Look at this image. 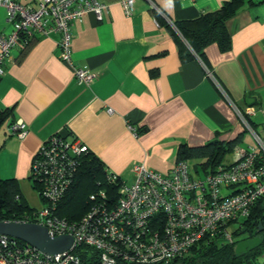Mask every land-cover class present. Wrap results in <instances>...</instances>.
Masks as SVG:
<instances>
[{
  "label": "crops",
  "instance_id": "0c3cea01",
  "mask_svg": "<svg viewBox=\"0 0 264 264\" xmlns=\"http://www.w3.org/2000/svg\"><path fill=\"white\" fill-rule=\"evenodd\" d=\"M17 1L37 9L41 0ZM101 1L109 4L101 20L89 12L72 26L73 63L96 74L91 84L81 83L60 59L58 32L36 34L29 45L19 42L5 64L1 179L30 180L33 158L54 134L87 145L108 172L129 183L135 163L170 173L181 145L240 137L237 146H256L241 114L263 134L264 0H244L228 25L231 49L223 52L217 43L206 47L209 67L191 52L176 23L230 0H136L130 16L120 3ZM12 28L1 8L0 33ZM182 47L190 57H184ZM249 108L254 114L248 115ZM17 120L26 124L23 139L9 130ZM129 126L143 132L137 135ZM228 156L227 164L234 161V152Z\"/></svg>",
  "mask_w": 264,
  "mask_h": 264
},
{
  "label": "built area",
  "instance_id": "2783aa9c",
  "mask_svg": "<svg viewBox=\"0 0 264 264\" xmlns=\"http://www.w3.org/2000/svg\"><path fill=\"white\" fill-rule=\"evenodd\" d=\"M114 1L128 16L135 11L136 0ZM152 5L163 14L156 4ZM108 6L101 0H41L35 9L17 0H0V9H6L13 25L10 33H0V77L19 42L36 34L58 32L60 59L71 65L81 83L91 84L96 74L73 63L72 26L89 12L101 20ZM247 113L254 114L253 108ZM241 115L256 146H237L232 163L203 177L196 175L187 161L177 162L168 174L135 163L131 169L133 181L119 182L115 196L105 191L91 195L89 211L77 221L59 216V205L73 184L79 158L89 148L54 134L40 147L31 166L32 180L41 186L44 207L5 221L43 225L53 237L71 235L74 245L66 252L48 254L0 234V264H88L82 257L83 247L95 250L99 264H169L189 255L206 239L218 237L234 243V231L245 227L253 207L264 198V129L260 134ZM129 127L138 135L136 127ZM9 130L19 139L27 135L23 120L12 123ZM110 174L116 182L119 176ZM16 198L20 201L21 195ZM234 224L238 228H233ZM79 249L82 252L78 253Z\"/></svg>",
  "mask_w": 264,
  "mask_h": 264
},
{
  "label": "trees",
  "instance_id": "16d2710c",
  "mask_svg": "<svg viewBox=\"0 0 264 264\" xmlns=\"http://www.w3.org/2000/svg\"><path fill=\"white\" fill-rule=\"evenodd\" d=\"M243 4L244 0H230L218 10L203 13L196 19L176 23L191 52L193 51L200 57L207 66L205 49L208 45L217 43L223 52L231 49L232 38L228 25L238 8ZM25 40L22 43L29 45L31 39L25 38ZM182 54L184 57L191 56L186 47H182ZM6 118L7 112L0 109V127L4 124ZM142 132L138 129V135ZM239 142H241L240 137L230 142L215 140L200 146L181 145L178 150L177 162L187 161L191 166L190 162L194 161L196 163L193 167L194 172L196 175L203 177L215 172L219 166L227 164L225 163L226 157L234 152ZM79 159L80 162L73 184L59 205V216L70 221L80 220L89 211L92 205L91 195L105 191L109 196H115L119 182L124 180L119 176L116 182H112L110 172L106 170L100 158L90 150ZM201 169H203V173ZM33 183L39 191L41 186L35 181ZM0 193L2 199V202H0V221L16 220L20 218L21 214H32L37 210L24 199L15 179L0 178ZM18 195H21L20 201L16 198ZM244 226L243 229L234 231L236 237L234 243L225 242L218 237L206 239L197 244L189 255L176 258L169 264H260L264 259V198L253 207L251 215L245 221ZM261 226L262 231H260ZM243 233H248L245 239L261 235L262 245L253 251L237 253L236 246L242 241H240L239 236ZM18 242L22 243L23 241L18 240ZM83 249L85 250L82 253L84 261L87 260L88 264H99L94 249L86 247H83ZM80 252L82 251L79 249L78 253Z\"/></svg>",
  "mask_w": 264,
  "mask_h": 264
},
{
  "label": "water",
  "instance_id": "95a60500",
  "mask_svg": "<svg viewBox=\"0 0 264 264\" xmlns=\"http://www.w3.org/2000/svg\"><path fill=\"white\" fill-rule=\"evenodd\" d=\"M0 202L1 193H0ZM262 226L260 231H262ZM0 234L7 235L12 239L21 240L38 248L48 254H59L68 251L74 245V238L71 235H60L53 237L47 227L32 223L18 221H0ZM263 243L261 237L244 239L236 246V252L253 251Z\"/></svg>",
  "mask_w": 264,
  "mask_h": 264
},
{
  "label": "rangeland",
  "instance_id": "374dc122",
  "mask_svg": "<svg viewBox=\"0 0 264 264\" xmlns=\"http://www.w3.org/2000/svg\"><path fill=\"white\" fill-rule=\"evenodd\" d=\"M3 131H4V128H3V130L1 132H3ZM250 136L254 140L253 135L250 134ZM254 142H255V140H254ZM230 157L231 156H228V160L231 159ZM190 164H191V167L193 169V167L195 166L196 163L194 161H191ZM4 167H5V165L2 164L0 166V169H3ZM201 170H202V173H203V169H201ZM19 184L23 188V190H25L26 197L28 199V202L31 205L36 206V209H38V210L44 207L45 204L42 201V198H41V196L39 194V191L34 187V183H33V180L31 178H30V180L29 179L25 180V181L23 180L22 182L19 181ZM238 226L239 225L234 224L233 228H238ZM247 236H248V233L240 234V236H239L240 241L245 239ZM244 264H248V263H244Z\"/></svg>",
  "mask_w": 264,
  "mask_h": 264
},
{
  "label": "clouds",
  "instance_id": "9594fccd",
  "mask_svg": "<svg viewBox=\"0 0 264 264\" xmlns=\"http://www.w3.org/2000/svg\"><path fill=\"white\" fill-rule=\"evenodd\" d=\"M169 2H171V0H169Z\"/></svg>",
  "mask_w": 264,
  "mask_h": 264
},
{
  "label": "flooded vegetation",
  "instance_id": "af4514ba",
  "mask_svg": "<svg viewBox=\"0 0 264 264\" xmlns=\"http://www.w3.org/2000/svg\"><path fill=\"white\" fill-rule=\"evenodd\" d=\"M261 235H259V237H260Z\"/></svg>",
  "mask_w": 264,
  "mask_h": 264
}]
</instances>
